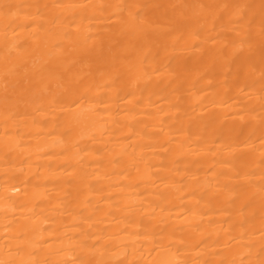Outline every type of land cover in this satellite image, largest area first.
<instances>
[{
	"label": "bare ground",
	"instance_id": "obj_1",
	"mask_svg": "<svg viewBox=\"0 0 264 264\" xmlns=\"http://www.w3.org/2000/svg\"><path fill=\"white\" fill-rule=\"evenodd\" d=\"M0 264H264V0H0Z\"/></svg>",
	"mask_w": 264,
	"mask_h": 264
}]
</instances>
